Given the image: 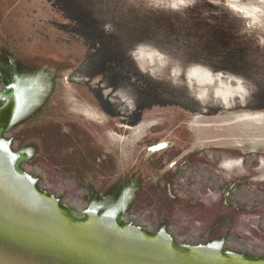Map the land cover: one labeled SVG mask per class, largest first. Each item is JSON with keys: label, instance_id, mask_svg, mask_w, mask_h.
Here are the masks:
<instances>
[{"label": "water", "instance_id": "1", "mask_svg": "<svg viewBox=\"0 0 264 264\" xmlns=\"http://www.w3.org/2000/svg\"><path fill=\"white\" fill-rule=\"evenodd\" d=\"M0 59L52 95L264 153V0H0ZM25 157L13 171L51 209L0 191V264H264L69 208Z\"/></svg>", "mask_w": 264, "mask_h": 264}, {"label": "rangeland", "instance_id": "2", "mask_svg": "<svg viewBox=\"0 0 264 264\" xmlns=\"http://www.w3.org/2000/svg\"><path fill=\"white\" fill-rule=\"evenodd\" d=\"M5 76L1 141L60 203L264 254V153L52 95L1 59L0 95Z\"/></svg>", "mask_w": 264, "mask_h": 264}, {"label": "bare ground", "instance_id": "3", "mask_svg": "<svg viewBox=\"0 0 264 264\" xmlns=\"http://www.w3.org/2000/svg\"><path fill=\"white\" fill-rule=\"evenodd\" d=\"M15 96L13 100L18 101V96ZM10 113H14L13 108ZM163 145L161 144V146ZM155 148L157 147L153 149ZM12 163L13 160L8 147L5 143L0 142V191L29 205L51 209L35 196L31 190L30 181L25 176L19 177L15 174ZM107 221L111 222V218H107Z\"/></svg>", "mask_w": 264, "mask_h": 264}, {"label": "flooded vegetation", "instance_id": "4", "mask_svg": "<svg viewBox=\"0 0 264 264\" xmlns=\"http://www.w3.org/2000/svg\"><path fill=\"white\" fill-rule=\"evenodd\" d=\"M14 83V82H13ZM13 83L12 84H10L9 86H8V89H7V91H6V96H4V95H0V97H2V98H4L3 100V102L0 104V107L2 108L3 106H5L7 103H9V101L12 99L11 98V90H9L10 89V86L12 87V88H14V93H17V86H16V88H15V86L13 87ZM13 96H15V95H13ZM18 96V95H17ZM8 97V98H7ZM7 98V99H6ZM19 100V99H18Z\"/></svg>", "mask_w": 264, "mask_h": 264}, {"label": "trees", "instance_id": "5", "mask_svg": "<svg viewBox=\"0 0 264 264\" xmlns=\"http://www.w3.org/2000/svg\"><path fill=\"white\" fill-rule=\"evenodd\" d=\"M5 77L7 78V80H6L7 82H9V83L12 82V83H13L12 78L9 79V78H8L9 76H5Z\"/></svg>", "mask_w": 264, "mask_h": 264}]
</instances>
